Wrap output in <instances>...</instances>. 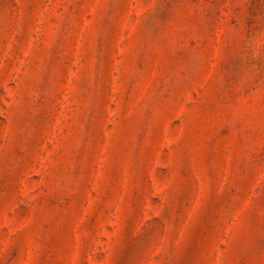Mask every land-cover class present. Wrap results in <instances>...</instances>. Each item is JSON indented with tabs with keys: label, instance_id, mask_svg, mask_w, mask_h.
I'll return each instance as SVG.
<instances>
[{
	"label": "rangeland",
	"instance_id": "1",
	"mask_svg": "<svg viewBox=\"0 0 264 264\" xmlns=\"http://www.w3.org/2000/svg\"><path fill=\"white\" fill-rule=\"evenodd\" d=\"M0 264H264V0H0Z\"/></svg>",
	"mask_w": 264,
	"mask_h": 264
}]
</instances>
